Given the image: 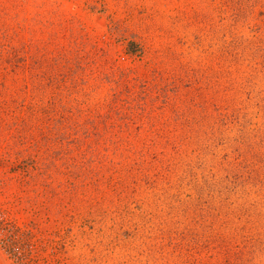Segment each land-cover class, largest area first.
Segmentation results:
<instances>
[{
    "label": "rangeland",
    "instance_id": "1",
    "mask_svg": "<svg viewBox=\"0 0 264 264\" xmlns=\"http://www.w3.org/2000/svg\"><path fill=\"white\" fill-rule=\"evenodd\" d=\"M0 264H264V0H0Z\"/></svg>",
    "mask_w": 264,
    "mask_h": 264
},
{
    "label": "bare ground",
    "instance_id": "2",
    "mask_svg": "<svg viewBox=\"0 0 264 264\" xmlns=\"http://www.w3.org/2000/svg\"><path fill=\"white\" fill-rule=\"evenodd\" d=\"M1 260V259H0ZM1 262V261H0Z\"/></svg>",
    "mask_w": 264,
    "mask_h": 264
}]
</instances>
